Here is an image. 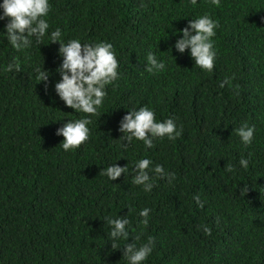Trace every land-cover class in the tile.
Segmentation results:
<instances>
[{"label": "trees", "instance_id": "trees-1", "mask_svg": "<svg viewBox=\"0 0 264 264\" xmlns=\"http://www.w3.org/2000/svg\"><path fill=\"white\" fill-rule=\"evenodd\" d=\"M49 4L45 36L21 51L6 38L7 18L0 20V264H128L123 246L137 235V247L154 238L141 264H264V0ZM202 15L218 22L211 72L174 47L179 30ZM57 28L64 43L112 45L118 78L95 115L67 107L55 91L63 61L50 40ZM149 51L165 64L158 74L145 71ZM14 58L20 70L8 71ZM36 68L50 73L47 90ZM225 77L234 78L221 87ZM144 106L158 122L172 118L182 134L155 138L151 148L136 139L125 147L120 121ZM83 118L91 120L88 140L64 151L57 129ZM243 123L255 125L248 146L235 131ZM142 158L152 161L150 192L132 182ZM114 163L128 172L115 181L99 174ZM157 164L175 178L160 179L151 170ZM118 216H127L130 237L113 249L106 219Z\"/></svg>", "mask_w": 264, "mask_h": 264}, {"label": "clouds", "instance_id": "clouds-1", "mask_svg": "<svg viewBox=\"0 0 264 264\" xmlns=\"http://www.w3.org/2000/svg\"><path fill=\"white\" fill-rule=\"evenodd\" d=\"M192 5L197 3V0H190ZM211 3L217 7L220 6V0H211ZM3 9V14L0 15V20L7 18L8 23L5 25L6 38L11 46L21 51L29 47L33 37L37 42H40L45 36L49 24L44 17L50 11L49 0H3L0 4ZM218 27V22L211 19L208 15L199 16L196 19H191L188 25L179 30L182 32V38L178 39L174 45L179 53H184L185 50H190L191 58L195 61V66L211 72L214 68L216 52L214 51L213 37L216 35L215 29ZM52 43L59 42V54L63 57L62 64L57 69L61 79L55 83V91L65 105L76 112H83L88 115H95L97 109L102 105L103 99L106 96L105 88L118 78V61L113 51L112 45L107 42H98L94 45L81 43L78 39H71L67 43L61 40V30L57 28L50 34ZM145 71L149 74H158L163 71L165 64L157 60L154 53L149 51L146 56ZM15 67L16 71L20 70L18 59L14 58L13 62L7 66V70L11 71ZM37 79L40 82H45L47 90V82L50 73L46 70L36 68ZM234 77H225L221 82V87L226 84L231 85V80ZM238 87V86H236ZM90 119L83 118L77 120H68L62 127L58 128L56 135L63 136L64 140L59 145L64 151L77 149L81 144L89 138L90 130L88 125ZM123 135L121 140L126 141L124 145L131 143L133 139L143 141L148 148L153 147V139L163 138L167 136L170 140H175L182 134L183 129L177 130L176 124L172 118L158 122L155 113L149 107H140L138 110L133 109L128 111L122 120L118 129ZM236 134L240 137L241 142L248 146L254 138L255 125L249 126L248 123H243L238 129H235ZM248 159L241 157L239 164L247 169ZM150 159L142 158L135 163L132 182L136 185H143L145 192H150L154 184L151 182L152 177L149 175ZM152 171L157 174L160 179L167 177L169 182L175 178L174 173L166 172L162 165L157 164ZM234 166L226 165V171L232 172ZM128 172L127 165L121 167L117 164H112L106 169L100 171V175H106L111 181L117 180L121 174ZM248 186L244 185L240 189L241 194H247ZM200 207L203 203L200 201L199 195L193 197ZM150 209L144 208L139 212L143 219L140 224L147 227L149 221ZM106 223L111 226L110 237L113 240L112 248L118 249L115 241L123 238L128 241L130 234L126 229L129 224L127 216L117 218H107ZM203 231L206 235H211V229L205 225ZM137 235L132 238L131 243H126L123 246V258L128 260V264H141L150 255L154 238L149 237L147 243L137 247L135 241L139 240Z\"/></svg>", "mask_w": 264, "mask_h": 264}]
</instances>
